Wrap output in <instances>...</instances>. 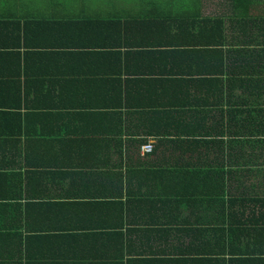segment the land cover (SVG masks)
Masks as SVG:
<instances>
[{
    "label": "crops",
    "instance_id": "obj_1",
    "mask_svg": "<svg viewBox=\"0 0 264 264\" xmlns=\"http://www.w3.org/2000/svg\"><path fill=\"white\" fill-rule=\"evenodd\" d=\"M260 2L226 13L217 61L193 43L207 25L180 17L220 0L119 17L0 0V264H264ZM94 16L160 21L126 26L150 44L105 48L107 29L81 23Z\"/></svg>",
    "mask_w": 264,
    "mask_h": 264
},
{
    "label": "trees",
    "instance_id": "obj_2",
    "mask_svg": "<svg viewBox=\"0 0 264 264\" xmlns=\"http://www.w3.org/2000/svg\"><path fill=\"white\" fill-rule=\"evenodd\" d=\"M245 0H220V12L213 15V16H205L204 18L202 17H197L194 16L192 18H185L183 19L182 17H180V22H184V24L186 25H191V24H195L198 23L199 27L202 28L204 25H207V28H209L210 32H208L207 34L201 33L202 31H199L200 29L197 30V33L200 34V39L198 37H196L193 41V43L197 44V45H209V46H213L215 47V49L213 51L210 52H205V54H214L213 56L216 57L218 54L219 56L217 57V61L220 59V56H223V53L220 54L221 50L223 48H225V38H224V21L226 18L229 19V11L233 12V14H236L238 12H243L246 13L248 11V9L251 7L252 9H254L257 4L252 3L253 0H250L248 3H246L245 5H243ZM260 2V0H258ZM164 11V9H163ZM169 18V17H167ZM255 18V17H254ZM179 20V19H178ZM184 20V21H183ZM160 19L158 18H146V19H141V18H135L132 20H118V19H112V18H105V17H89L83 20V22L81 23H85L88 28H106L107 29V34H106V39L107 41L102 44V47H107L109 45H111V43H107L108 40L113 39V41H115V47H120L121 45L124 47H135V46H143L144 44H150V41H147L146 38L143 35H134L131 34L130 37L126 38V32H127V25L128 23H131L133 25L136 26H142V25H146L147 27H149L150 25L154 24V23H159ZM115 25H117L118 27V34L117 31L115 29ZM165 25L169 26L170 28V24L165 23ZM146 27V28H147ZM204 29V30H205ZM207 31V30H206ZM120 33V34H119ZM246 38V37H245ZM163 39H166V37L163 36ZM170 42L173 41H165L164 44H169ZM251 43H255L253 40L248 41V42H244V44H251ZM263 43H264V38H263ZM101 45L100 43H90L88 45ZM235 44H242V41H237ZM163 46V45H162ZM217 52V53H215ZM225 60L224 57L222 60H220V63L217 64V68L214 69V71L216 73H220L221 71L223 72L224 67H225ZM203 66V65H200ZM137 73H141V71H137ZM211 74V73H210ZM212 75H217V74H212ZM218 76V75H217ZM264 84V83H263ZM257 85H260V81L257 83ZM153 143V142H152ZM221 143V142H220ZM142 144H140L141 146ZM140 150V147H139ZM141 153V152H140ZM142 154V153H141ZM145 153H143L142 155H144ZM217 185V182H216ZM215 189H223V186H218ZM204 197H201V200ZM196 197L194 198L195 201ZM198 199V198H197ZM210 198L209 197H205L203 200L208 201ZM202 200V201H203ZM223 197L218 196L216 198H214V203L218 202L220 204H223Z\"/></svg>",
    "mask_w": 264,
    "mask_h": 264
},
{
    "label": "rangeland",
    "instance_id": "obj_3",
    "mask_svg": "<svg viewBox=\"0 0 264 264\" xmlns=\"http://www.w3.org/2000/svg\"><path fill=\"white\" fill-rule=\"evenodd\" d=\"M215 4L217 0H208ZM96 6L99 11L104 12L105 16L119 17L122 14L134 15L137 14H148L150 5L160 6L163 9V0H95ZM252 3L259 4L258 0H253ZM110 13V14H107Z\"/></svg>",
    "mask_w": 264,
    "mask_h": 264
},
{
    "label": "built area",
    "instance_id": "obj_4",
    "mask_svg": "<svg viewBox=\"0 0 264 264\" xmlns=\"http://www.w3.org/2000/svg\"><path fill=\"white\" fill-rule=\"evenodd\" d=\"M153 149V143L152 141H147L145 143H143L141 146H140V152L143 154V153H148V152H151Z\"/></svg>",
    "mask_w": 264,
    "mask_h": 264
}]
</instances>
